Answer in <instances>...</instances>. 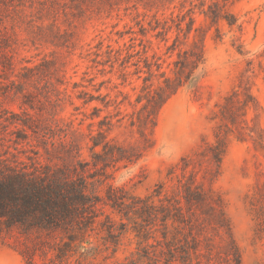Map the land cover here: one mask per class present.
Wrapping results in <instances>:
<instances>
[{"label": "rangeland", "instance_id": "374dc122", "mask_svg": "<svg viewBox=\"0 0 264 264\" xmlns=\"http://www.w3.org/2000/svg\"><path fill=\"white\" fill-rule=\"evenodd\" d=\"M0 264H264V0H0Z\"/></svg>", "mask_w": 264, "mask_h": 264}]
</instances>
